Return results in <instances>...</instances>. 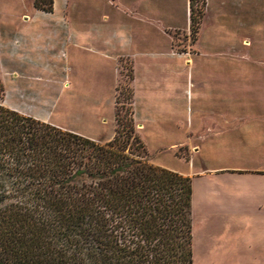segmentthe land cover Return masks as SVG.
Returning a JSON list of instances; mask_svg holds the SVG:
<instances>
[{
    "label": "rangeland",
    "instance_id": "1",
    "mask_svg": "<svg viewBox=\"0 0 264 264\" xmlns=\"http://www.w3.org/2000/svg\"><path fill=\"white\" fill-rule=\"evenodd\" d=\"M188 1L53 0V13L43 14L35 0H0L1 103L104 143L115 135L116 100L125 105L131 87L150 162L198 174L203 169L191 173L189 164L192 136L180 144L184 137L162 130L161 103L173 101L168 81L176 84L182 70L188 84L190 75L207 80L215 69L248 83L249 103H256L264 83V12L263 0H207L196 42ZM198 108L196 100L187 104L189 113ZM192 181L193 264H264V176Z\"/></svg>",
    "mask_w": 264,
    "mask_h": 264
},
{
    "label": "trees",
    "instance_id": "2",
    "mask_svg": "<svg viewBox=\"0 0 264 264\" xmlns=\"http://www.w3.org/2000/svg\"><path fill=\"white\" fill-rule=\"evenodd\" d=\"M128 92L102 143L6 107L0 82V264H193L192 178L150 162Z\"/></svg>",
    "mask_w": 264,
    "mask_h": 264
},
{
    "label": "crops",
    "instance_id": "3",
    "mask_svg": "<svg viewBox=\"0 0 264 264\" xmlns=\"http://www.w3.org/2000/svg\"><path fill=\"white\" fill-rule=\"evenodd\" d=\"M206 6L207 0L203 12ZM188 13L191 34L189 1ZM203 18L202 15L196 37L200 34ZM104 38L108 43L111 40L110 47L115 46L112 33H107ZM194 41L197 42V38ZM178 72L176 84L168 81L166 86V96L173 101L161 103L162 130L169 136L184 137L178 139L180 144H188L192 136L191 173L197 167L203 169L195 175H182L192 179L227 175L264 176L254 175L249 170L264 169V83L260 86V99L253 103L257 107L250 110L253 104L249 103L248 83L233 82L213 69L207 80L194 79L195 76L190 75L188 84L185 71ZM189 86L195 89V93ZM193 100L199 108L189 113L187 104Z\"/></svg>",
    "mask_w": 264,
    "mask_h": 264
}]
</instances>
